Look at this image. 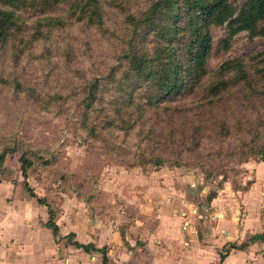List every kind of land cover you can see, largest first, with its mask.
<instances>
[{"label": "rangeland", "instance_id": "obj_1", "mask_svg": "<svg viewBox=\"0 0 264 264\" xmlns=\"http://www.w3.org/2000/svg\"><path fill=\"white\" fill-rule=\"evenodd\" d=\"M1 1L0 8L13 11L15 23L10 42L0 47V151L31 155L27 177L41 196L76 190L85 201L115 172L157 170L147 157L165 147V158L171 153L182 160L172 165L167 159L162 166L201 178L200 203L212 194L226 199L232 191L249 189L254 164L264 161V23L261 34L238 30L228 21L210 26L212 48L190 95L158 107L140 98L126 106V99L115 101L133 84L122 58L126 47L138 40L137 46L154 48L180 28L169 52L181 54L194 30L188 16L152 18L168 32L160 41L159 29L143 19L153 0H99L101 27L83 19L86 13L67 0ZM229 1L235 12L244 2ZM139 19L144 23L134 31ZM226 61L230 67L223 70ZM137 105H145L143 113ZM119 108L128 120L116 118ZM240 124L258 126L246 134L238 130ZM199 127L202 132L195 134ZM192 136H201V143Z\"/></svg>", "mask_w": 264, "mask_h": 264}, {"label": "crops", "instance_id": "obj_2", "mask_svg": "<svg viewBox=\"0 0 264 264\" xmlns=\"http://www.w3.org/2000/svg\"><path fill=\"white\" fill-rule=\"evenodd\" d=\"M5 164L18 180L14 154ZM158 168L115 172L85 201L76 190L41 196L28 179L34 196L14 197L0 179V264H264V241L249 240L264 231V161L248 190L202 203L200 177Z\"/></svg>", "mask_w": 264, "mask_h": 264}, {"label": "trees", "instance_id": "obj_3", "mask_svg": "<svg viewBox=\"0 0 264 264\" xmlns=\"http://www.w3.org/2000/svg\"><path fill=\"white\" fill-rule=\"evenodd\" d=\"M1 1V0H0ZM19 0H4L3 4L14 3ZM21 1V0H20ZM49 4L62 2L65 0H45ZM72 2L71 7L80 13H86L89 23L97 24L96 27L103 25V12L99 0H67ZM2 2V1H1ZM186 4L185 6H182ZM183 10V11H182ZM232 6L229 0H153L151 6L144 16V20L150 21L158 14H168L170 18L177 19L178 13L184 17L188 16L189 24L193 25L194 30L191 36L187 35L186 46L182 53L169 52L173 48V40L179 36L180 28H177V33H174L171 38L168 36V32H163V26L156 25L152 20L149 25H154L155 28L159 29L158 34L162 35L160 42L154 48H148V46H137V41L128 48L126 47L125 52L122 54V58L127 62L129 67L128 71L131 76L134 77L132 88L128 86V89L124 93L120 94L116 98L126 99L125 105L129 106L132 104L135 98L143 99L147 102L148 107H158L166 102L175 100L177 96L186 97L194 91V87L199 79L200 72L204 68L206 58L209 56L212 48V36L210 32V26L222 25L228 21L229 25H235L238 30H248L252 34H261L259 32V24L264 23V0H244L240 6L238 12ZM74 13H76L74 11ZM143 19L134 21L136 27L134 31H138L141 25L144 23ZM14 13L8 8H0V47H5L13 36L14 28ZM194 33V36H193ZM144 34H138L143 36ZM169 42V43H168ZM168 43V44H166ZM230 63L228 61L221 65L223 70L229 69ZM113 75L112 70L109 77ZM127 76V75H126ZM114 77V76H112ZM97 80L95 79L94 82ZM224 81V80H223ZM223 81H221L223 83ZM225 82V81H224ZM122 83V81H120ZM250 86V85H248ZM98 85L94 83V93ZM251 87V86H250ZM219 88V84H213L211 89L216 91ZM140 113H143L145 105H137ZM122 108L116 109L114 115L116 118H123V114H120ZM232 112L234 110L232 109ZM128 113V112H127ZM135 115V114H132ZM138 115V114H137ZM130 120V119H129ZM221 128L225 131H229L225 128L222 123ZM235 127V125H229ZM256 124H247L246 129L244 125H238L239 131H246V134L253 129ZM128 128V127H127ZM202 128L194 129L195 134L202 132ZM193 137V136H192ZM195 143L198 145L201 143L200 138L193 137ZM151 141V139L149 140ZM254 141V140H251ZM248 144V142L243 141ZM157 156L147 157L148 162L154 163V165L162 166L163 162L168 161L167 159H173L172 165H179L182 160L176 154H169L168 158L163 156L166 152V147L163 151L159 150ZM10 154H14V160L17 162L19 169V179L15 180V169L5 164V160ZM32 165L31 155L28 153L18 154L16 150H3L0 151V179L13 180L15 183L14 197L19 195L25 198H31L34 196L32 188L29 186L27 172L29 167ZM19 191V194L17 192ZM215 195L209 196L208 200H211ZM39 201H42L39 199ZM46 226L53 230L54 235L57 232V226L53 222L52 214L50 219L47 221ZM250 241L261 240L264 241V231L259 234H255L250 237ZM245 245L243 242L241 245L229 244L220 253V257L223 258L231 249H236ZM84 250L86 246H82ZM103 262H106L105 256H103Z\"/></svg>", "mask_w": 264, "mask_h": 264}, {"label": "water", "instance_id": "obj_4", "mask_svg": "<svg viewBox=\"0 0 264 264\" xmlns=\"http://www.w3.org/2000/svg\"><path fill=\"white\" fill-rule=\"evenodd\" d=\"M264 160V158H262ZM198 180V179H197Z\"/></svg>", "mask_w": 264, "mask_h": 264}]
</instances>
